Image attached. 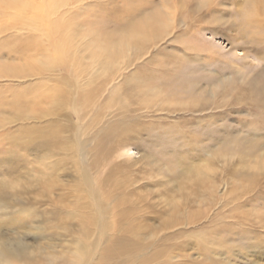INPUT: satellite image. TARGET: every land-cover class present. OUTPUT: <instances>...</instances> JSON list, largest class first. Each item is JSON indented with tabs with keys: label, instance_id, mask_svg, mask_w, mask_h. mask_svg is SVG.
Listing matches in <instances>:
<instances>
[{
	"label": "bare ground",
	"instance_id": "1",
	"mask_svg": "<svg viewBox=\"0 0 264 264\" xmlns=\"http://www.w3.org/2000/svg\"><path fill=\"white\" fill-rule=\"evenodd\" d=\"M52 1L0 0V22H3L0 36L7 35L15 42L22 43V54L27 64L23 71H16L15 67H8L5 71L0 69V78L22 80L31 73L30 76L39 81L32 92L30 87L20 89L24 91L19 92L23 93L20 99L25 104V110L18 111L13 117L11 123L14 131L7 130L5 126L0 129L7 133L3 135L5 141L15 146H22L24 142L28 151L40 153L36 159L38 167L32 171L34 177L48 181L49 189L37 192L34 179H25L24 183L16 181L15 184L0 180V218L7 216L11 209H17L16 212L28 219L51 215L67 225L66 233L71 238V244L65 250L58 251L49 244L31 249L19 237L0 239V264H176L168 247H153L152 236L143 224L144 208L141 209L138 200L131 198L135 190L129 192V188L135 186L136 181H129L123 169L134 160L132 141L139 132L133 125L136 119L123 115L138 112L139 109L146 110L147 114L178 110L181 113L189 112L198 123H203L211 121L214 112L225 106L228 100H231L232 107H236L246 104L247 99L254 103L252 107L258 113L262 108L260 102L264 103L263 99H258L263 96L264 84H260L262 90L258 89L259 83L255 84L257 90L251 88L252 83L251 87L248 85L246 90H241L229 86L224 80L214 89L203 91L197 87L200 84L174 79L173 71H163V67L159 69L162 72L155 73L142 69L137 62L142 59L145 49L158 38L157 27L164 24L160 12L142 15L143 11L137 6L138 0H119L121 5L117 4L118 0ZM182 6L179 5V11ZM242 8L240 19L244 21L243 26L254 28L253 23L262 26V30H256V39L250 38L249 41L256 45L260 40L263 43L264 0H248ZM9 9L14 13L10 17ZM95 10L102 15H95ZM172 14H167V18H173ZM109 25L113 29L108 34L98 35L94 29L96 26L102 30L109 29ZM97 37L99 41L96 43L93 39L97 41ZM248 53L242 54L243 60L249 59ZM130 67L136 71L119 79L122 72ZM116 77L119 81L108 91V86ZM226 88L230 89L227 93ZM249 89L254 93L250 94ZM107 92L110 97L106 101L103 96ZM203 93L205 96H202ZM178 95L182 96L181 101H175ZM112 107L113 110L118 108L120 113L115 112V115ZM109 114L114 119L109 120ZM113 125L118 127L116 132ZM97 141H101L104 147L99 148ZM214 158L206 160L201 169L172 164L179 167V172L175 174L177 182L182 185V181L189 178L192 183L190 195L204 203L211 212L222 174V171L218 173ZM222 158L226 165L235 157ZM115 160L120 162L114 163ZM246 162L238 156L237 164L241 165V173H245V176H242V182L231 181L235 185L231 189L239 191L235 196L237 202L245 197H248L247 202L255 201V198L258 200V191L251 198L249 196L256 187L246 189L243 183H255L254 176L262 175L264 167L257 170L256 175L248 176L252 166ZM150 163L143 171H156L154 164ZM39 167L41 170H38ZM54 175L53 187L49 179ZM55 190L60 191L58 200L65 203L54 204V209L49 213L36 211L32 206L34 204L52 206L56 201ZM165 201L168 206L172 204L171 200ZM177 208V205L169 206V213L163 216L162 226L165 229L170 227L171 218H178ZM251 211H241L233 217L235 227L231 228L235 236L246 234L252 224L253 232L263 228V213L254 215ZM153 215L162 217V214ZM8 220L12 222L17 219L7 218L5 221ZM17 221L20 223V220Z\"/></svg>",
	"mask_w": 264,
	"mask_h": 264
},
{
	"label": "rangeland",
	"instance_id": "2",
	"mask_svg": "<svg viewBox=\"0 0 264 264\" xmlns=\"http://www.w3.org/2000/svg\"><path fill=\"white\" fill-rule=\"evenodd\" d=\"M247 1L138 0L137 6L143 11L142 15L152 11L160 12L163 17H161V21L164 24L157 27L158 38L150 47L145 49L142 59L137 62L139 67L146 71H154L153 73L162 72L159 69L163 67L165 69L163 71H173L174 75L172 76H174V79H182L189 84H200L197 87L199 90L203 89V91L214 89L216 84L224 80L228 82L229 86L241 90H246L245 87H248V85L251 87V83L253 86L251 88H254V90H257V86L259 90H262L260 84H264V41L262 43V40H260L257 45L249 41L250 38L256 39V30L257 28L262 30V26L259 23H253L255 24L254 28L243 26L244 21L240 19V16L244 8L242 6ZM17 3L20 4V2ZM51 3L57 2L53 0ZM120 3L121 1L118 0L117 4L121 5ZM181 4L183 6L179 11V5ZM198 5L202 7L199 8ZM171 12L173 13L172 17L175 18H171L173 23L170 16L167 18V14L169 15ZM94 13L98 16L99 14L102 15L97 10ZM13 14L9 9V17ZM16 16L20 17L17 14ZM164 16L169 20L164 19ZM10 21L15 23L12 20ZM2 24L1 21L0 25ZM109 26L110 28L105 30H102L103 28L99 26L94 29L98 35H100L99 33L108 34L113 29L112 25ZM93 40L96 43L99 41L98 37L97 41L96 39ZM248 47H253V49ZM98 48L102 51L105 50L103 47ZM23 51L24 47L21 42H15L13 38H8L7 35L0 36V69L5 71L8 67H15L16 71H23L24 66H27L22 54ZM246 52H249V59L243 60L242 54H246ZM175 58H178V61ZM3 60L5 61L2 62ZM135 71L136 69L130 67V69L128 68L122 72L123 74L119 79ZM30 75L31 73L22 80L1 76L0 127L5 126L7 130L14 131L15 128H12L11 123L13 117L18 111L25 110V104L20 99L24 91L20 89L30 87L29 89L32 92L36 89L35 86L39 84V81L36 82L35 78ZM117 77L108 86V91L119 81ZM226 89V93L230 91V89ZM249 92L250 94L254 93L250 89ZM226 93L224 92V94ZM108 94L109 92L103 96L106 101L110 97ZM203 95L205 96V93ZM176 97L175 101H181V95ZM16 98L18 99L14 102ZM258 99L264 101V93ZM230 102L231 100H228L225 106L216 110L211 121L205 119L207 121H202L203 123H198L196 117L189 112L181 113L178 110L172 112L166 110L163 112L155 111L147 114L146 110L139 109L138 112L123 115L136 119V121L132 119L133 125L139 132L132 141L134 160L127 163V168L123 169V173L126 177L128 176L129 181L133 179L136 181V185L129 188V192L132 189L135 190V194L131 198L132 200H138L141 209L144 208L145 213L142 214V219L145 220L143 224L148 227L147 230L152 236L153 247H168L170 254L173 256L172 260L176 264H264V224L263 228H257L254 232L252 224V228L246 234L240 236H235L233 230L235 227L233 217L241 211L254 209L251 211L254 215L263 213L264 221V172L262 175L254 176L256 178L255 183L247 184L246 181L243 183L246 189L256 187L255 191L251 192L249 196L251 198L258 191L256 194L258 200L255 198V201L247 202L245 200L248 197H243L244 199L237 202L235 196L239 191H233L235 185L231 183L232 179L235 183L242 182V176H245V173H241V165L237 164L238 156L248 161L246 163L252 166L248 171V176H251V174L256 175L257 170L264 167V103L260 102L261 111L256 113L252 107L254 103L252 104L248 99L246 104L242 103L236 107H232ZM218 103H221V101H218ZM132 108L137 109L138 107ZM111 110L115 115L119 112L118 108L114 111L112 107ZM109 116H107V119L113 118L112 115L109 114ZM113 126L116 132L118 127ZM6 134V131L2 132V129H0V180L15 184L16 181L24 183L25 179H34L33 185L36 186L37 192H40V190L42 192L46 191L48 181H44L41 177H34L32 171V169L38 167L36 159H38L40 153L28 151L24 142H22V146H15L13 143L5 141L3 135ZM97 142L99 148L104 147L101 141ZM225 156L235 158L225 165L222 158ZM210 158H214L213 161L215 160L218 173L222 171L216 195L218 198L216 197L212 204L213 212L208 211L209 209L204 203L192 198L193 195H190L192 183L189 182V178H185L187 181H182V185L175 179V174L179 172L178 165L181 167L189 165L201 169L205 161ZM119 162L114 161V163ZM148 162L154 164L153 168L156 171L152 170L151 173L143 171ZM174 163L178 164L177 168L172 165ZM38 170H41V167ZM54 178L55 175L49 179L53 187ZM181 189L182 192H180ZM54 193L56 194V201L53 202L52 206L36 204L32 206L36 208V211H47L49 213L54 209V204H64L65 202L58 200L60 191L55 190ZM73 194L75 195V193ZM186 198L187 200H185ZM167 199L171 200L170 203H172L169 206H178L179 216L177 219L171 218L170 227L165 229L162 226V218H164V215L167 216L166 212L169 210V206L165 201ZM16 210L11 209L7 216L0 218V239L19 237L31 246V249H35L41 244H49L56 247L58 251L65 250L71 244V238L66 233L67 225H64L61 221V223L58 222L51 215L40 217L41 220L40 218L28 219ZM169 211L171 212V208ZM153 213L156 215L162 214V217L157 218ZM7 218H16L20 220V223L17 220L12 222L8 220L7 222L5 221ZM183 219H186L185 223ZM186 221L189 222L186 223ZM180 222L181 224H178ZM66 223L68 224V222ZM26 227L30 229L27 230ZM249 227H251L250 224Z\"/></svg>",
	"mask_w": 264,
	"mask_h": 264
}]
</instances>
